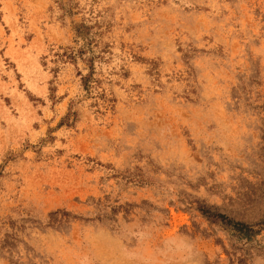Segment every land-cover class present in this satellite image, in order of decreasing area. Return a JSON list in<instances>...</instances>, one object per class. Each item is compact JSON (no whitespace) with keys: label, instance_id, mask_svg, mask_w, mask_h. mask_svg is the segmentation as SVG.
<instances>
[{"label":"rangeland","instance_id":"1","mask_svg":"<svg viewBox=\"0 0 264 264\" xmlns=\"http://www.w3.org/2000/svg\"><path fill=\"white\" fill-rule=\"evenodd\" d=\"M0 264H264V0H0Z\"/></svg>","mask_w":264,"mask_h":264},{"label":"trees","instance_id":"2","mask_svg":"<svg viewBox=\"0 0 264 264\" xmlns=\"http://www.w3.org/2000/svg\"><path fill=\"white\" fill-rule=\"evenodd\" d=\"M79 34H80L79 36L83 35L82 31H79ZM80 52H82V51H80ZM90 78H91L90 75H89V76L86 75V76H83V77H82L83 84H84V86H85L86 88H88L89 85H90V83H89Z\"/></svg>","mask_w":264,"mask_h":264}]
</instances>
